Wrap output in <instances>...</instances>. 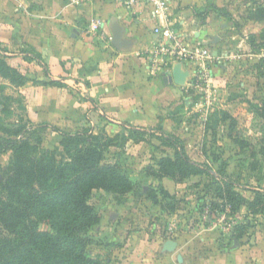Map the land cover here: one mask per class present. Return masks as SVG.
Returning a JSON list of instances; mask_svg holds the SVG:
<instances>
[{"label": "rangeland", "instance_id": "obj_1", "mask_svg": "<svg viewBox=\"0 0 264 264\" xmlns=\"http://www.w3.org/2000/svg\"><path fill=\"white\" fill-rule=\"evenodd\" d=\"M262 7L264 0H209L201 7L191 6L194 16L199 17L202 24L214 23L218 28L219 41L212 39L207 47L218 49L222 56L210 84L184 91L185 99L164 110L159 122L153 126L118 124L101 117L98 123L97 116L89 115L71 132L46 122L33 121L21 88L15 86L20 78L13 74L10 78L5 77L6 63L11 65V56L5 53L7 48L0 46V141L25 125L26 120L46 124L43 147L47 149L59 144L62 133H74L87 125L95 133H101L105 128L107 138L112 142L108 158L119 159L136 182L135 190L124 196L94 191L91 203L101 221L92 230L93 254H100L109 264H136V253L148 255L156 247H164L168 240H175L176 247H205L208 243L216 247H264L262 206L255 207L250 203L241 207L237 214H231L230 209L228 213L218 214L206 206V196L211 195L215 187L207 172L209 168L216 176L227 169L237 185L246 189L243 193L248 197L252 189L264 192ZM221 23L226 26H220ZM169 134L184 142L193 161L202 164L204 175L184 183L169 177L154 179L147 175L146 168L154 157L164 152L173 153L162 140ZM11 157V151L0 155V171ZM162 186L176 197L175 201H165L158 194L163 202L161 205L147 194ZM209 188L211 190H207ZM211 215L213 219L209 218ZM241 224L246 225V232L238 242L231 235ZM40 228L49 230L46 224H41Z\"/></svg>", "mask_w": 264, "mask_h": 264}, {"label": "crops", "instance_id": "obj_2", "mask_svg": "<svg viewBox=\"0 0 264 264\" xmlns=\"http://www.w3.org/2000/svg\"><path fill=\"white\" fill-rule=\"evenodd\" d=\"M208 1L169 0L168 23L183 45L208 48L212 39H219L216 25L202 24L191 9L192 5L201 7ZM23 2L24 6L19 7L18 0H0V46L7 48L5 53L11 56L12 66L34 79L21 87L33 121L71 132L89 115L97 116L98 123L105 118L118 124L153 126L164 110L185 99L184 91L190 85L189 65H181L188 72L184 84L164 81V75L178 63L155 75L149 73L148 53L161 35L154 31L159 22L148 3L127 6L121 0ZM94 17L102 21L97 34L88 30ZM160 22L165 25L162 19ZM117 28L128 41L122 48L113 44ZM31 51L38 52L41 59ZM211 51L217 71L222 53L215 48ZM50 81L53 83H47ZM135 263L264 264V247H216L212 243L205 247H176L174 251L156 247L148 255L136 253Z\"/></svg>", "mask_w": 264, "mask_h": 264}, {"label": "trees", "instance_id": "obj_3", "mask_svg": "<svg viewBox=\"0 0 264 264\" xmlns=\"http://www.w3.org/2000/svg\"><path fill=\"white\" fill-rule=\"evenodd\" d=\"M31 52L41 59L38 52ZM6 66V78L12 74L20 78L17 87L34 80L20 69ZM25 122L0 141V155L12 152L8 165L0 171V264H109L91 251L95 242L92 230L101 221L91 198L95 190L124 196L135 190L136 182L119 159L108 158L112 142L106 129L95 133L87 125L74 133H62L59 144L47 149L43 147L46 124ZM162 140L173 153L154 157L146 168L148 176L184 183L204 175L202 164L193 161L180 138L169 134ZM209 170L215 185L206 196L209 210L223 214L230 209L231 214H237L250 203L264 208V192L249 189L248 197L227 169L218 176ZM147 194L161 205L158 194L165 201L176 199L163 186ZM41 224L48 225L49 230H42ZM245 232L246 225H238L231 238L240 242Z\"/></svg>", "mask_w": 264, "mask_h": 264}, {"label": "built area", "instance_id": "obj_4", "mask_svg": "<svg viewBox=\"0 0 264 264\" xmlns=\"http://www.w3.org/2000/svg\"><path fill=\"white\" fill-rule=\"evenodd\" d=\"M85 1V0H77ZM127 6H136L143 2L152 8L153 16L159 24L154 31L161 35L149 50L148 70L155 75L160 69H171L175 63L187 64L191 67L189 88H198L200 85H209L215 75L214 55L209 48L187 47L182 44L179 35L168 23L169 0H121ZM18 6L23 7V0H18ZM160 19L165 22L161 24ZM89 32L97 34L102 26V21L94 17L88 24Z\"/></svg>", "mask_w": 264, "mask_h": 264}, {"label": "water", "instance_id": "obj_5", "mask_svg": "<svg viewBox=\"0 0 264 264\" xmlns=\"http://www.w3.org/2000/svg\"><path fill=\"white\" fill-rule=\"evenodd\" d=\"M128 41L123 38V31L120 28L114 30L113 35V44L117 48H122L126 46ZM181 63H178L174 66L172 72H168L164 75V81L166 84H184L186 82L188 72L183 71L181 67ZM237 243V242H236ZM177 246V242L175 240H168L165 243L164 250L166 251H174ZM182 256L179 257V261L182 262Z\"/></svg>", "mask_w": 264, "mask_h": 264}]
</instances>
